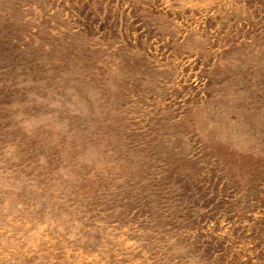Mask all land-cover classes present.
Masks as SVG:
<instances>
[{"label": "rangeland", "instance_id": "374dc122", "mask_svg": "<svg viewBox=\"0 0 264 264\" xmlns=\"http://www.w3.org/2000/svg\"><path fill=\"white\" fill-rule=\"evenodd\" d=\"M0 264H264V0H0Z\"/></svg>", "mask_w": 264, "mask_h": 264}]
</instances>
